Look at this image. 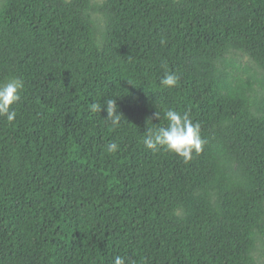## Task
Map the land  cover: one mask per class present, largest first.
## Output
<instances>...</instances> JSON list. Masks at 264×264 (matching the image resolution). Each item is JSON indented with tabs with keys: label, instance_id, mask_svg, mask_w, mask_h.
<instances>
[{
	"label": "trees",
	"instance_id": "trees-1",
	"mask_svg": "<svg viewBox=\"0 0 264 264\" xmlns=\"http://www.w3.org/2000/svg\"><path fill=\"white\" fill-rule=\"evenodd\" d=\"M11 77L24 89L14 122L0 116V264H259L264 0H0ZM109 98L116 128L91 111ZM169 109L201 126L188 162L142 143Z\"/></svg>",
	"mask_w": 264,
	"mask_h": 264
},
{
	"label": "clouds",
	"instance_id": "clouds-1",
	"mask_svg": "<svg viewBox=\"0 0 264 264\" xmlns=\"http://www.w3.org/2000/svg\"><path fill=\"white\" fill-rule=\"evenodd\" d=\"M164 43V41H161ZM179 77L175 73L168 72L161 79L163 87L172 88L178 83ZM24 89V81L19 77H11L0 82V116L6 117L7 122L12 123L16 118V111L12 106L21 100V93ZM91 111H106V120L111 122L113 128L119 127L123 115L118 111L116 99H106L104 105L98 103L91 105ZM155 119L160 120V113L154 114ZM167 126L148 128L142 137L144 146L153 152L163 149L173 153L185 162L192 159V154H199L203 150L205 141L201 137V126L199 122H193L188 113H181L169 109L164 113ZM119 145L111 142L107 150L117 151ZM114 264H125L123 257H116Z\"/></svg>",
	"mask_w": 264,
	"mask_h": 264
},
{
	"label": "rangeland",
	"instance_id": "rangeland-1",
	"mask_svg": "<svg viewBox=\"0 0 264 264\" xmlns=\"http://www.w3.org/2000/svg\"><path fill=\"white\" fill-rule=\"evenodd\" d=\"M67 1H69V0H67ZM92 1L94 3H102L104 0H92ZM94 17L98 22V29L97 30H99V33L97 36H98V39L100 40L101 33L103 32L102 29H104V20L101 17V15H99V14H95ZM235 56H236L237 62L241 64L242 69H244L245 65H248V64L253 65L246 55H244L243 57L242 56L240 57L239 55H234V57ZM255 257H256L259 264H264V247L262 245L258 246V249L255 253Z\"/></svg>",
	"mask_w": 264,
	"mask_h": 264
}]
</instances>
